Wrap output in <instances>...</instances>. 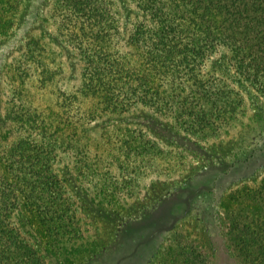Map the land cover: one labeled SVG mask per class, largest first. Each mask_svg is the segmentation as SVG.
<instances>
[{
  "label": "rangeland",
  "instance_id": "rangeland-1",
  "mask_svg": "<svg viewBox=\"0 0 264 264\" xmlns=\"http://www.w3.org/2000/svg\"><path fill=\"white\" fill-rule=\"evenodd\" d=\"M81 3L118 9L117 23L129 22L130 33L142 25V0H0L1 149L24 138L34 151L40 135L59 128L53 166L67 189L74 230L59 248L46 245L39 231L34 240L45 262L182 264L185 251H196L206 264H247L235 237L239 228L252 225L254 248L264 245V94L238 79L221 50L198 70L226 84L220 88L234 105L227 121L214 116L201 131L199 117L181 102L168 111L130 95L118 96L113 108V95L104 102L82 85L99 66L101 44L92 36L100 29L96 21L84 23L72 11ZM107 31L103 48L111 65L104 64L112 73L106 81L126 90L134 83L126 72L144 71L145 49ZM174 67L147 68L155 76L142 85L177 93L190 84ZM36 224L19 215L26 235L38 234Z\"/></svg>",
  "mask_w": 264,
  "mask_h": 264
},
{
  "label": "trees",
  "instance_id": "trees-1",
  "mask_svg": "<svg viewBox=\"0 0 264 264\" xmlns=\"http://www.w3.org/2000/svg\"><path fill=\"white\" fill-rule=\"evenodd\" d=\"M138 8L142 11V25L132 28L130 33L129 22L117 23L118 9L83 3L72 6L73 13L81 17L82 22H90L88 19L93 18L100 28L92 35L101 44L96 56L99 66L92 67L90 72L93 73L82 85L94 93L100 92L104 102L111 103L110 96L113 95L114 108L119 104L118 96L130 95L139 103L164 107L168 111L173 109L174 102H181L184 111L189 110L199 117L200 121L196 122L203 131L214 116L218 121H225L234 108L228 102V89L220 88L226 84L215 82L213 75H200L198 70L215 51L221 50L227 52V60L236 69L238 79L264 94V0H142ZM123 15L129 20V12ZM84 23L79 26L82 32ZM107 30H112L117 37L122 34L128 40H134L139 47L141 42L145 49L142 51L143 56L145 53L142 59L144 71L126 72L134 81L128 83L126 90L121 87L120 91L117 83L106 81L107 74L111 76L112 73L104 64L111 65L109 53L105 51L109 44L105 42L110 37ZM115 61L117 59L112 62ZM172 65L176 66L177 75L187 73L185 81L190 85H183L177 93L167 88L162 91L151 84L142 85L152 81L149 76H155L145 71L147 68L160 67L158 72L166 73ZM19 90L20 94H26L24 86ZM167 96L169 100H165ZM58 129H53L47 137L40 135L41 142L43 140L46 145L38 144L34 151L28 150L24 138H18L2 151L5 140L0 137V264H47L34 240L38 239L39 231L46 245L59 248L66 245L74 230L68 222L69 218L72 220V213L67 209V189L53 166L57 151L54 137ZM259 189L264 199V182ZM24 213L37 223L34 228L37 235H26L30 232L25 233L18 225L19 215ZM256 235L252 225L245 223L235 236L247 264H264V245L259 247L260 251L254 248ZM184 254L182 264H206L196 251H185Z\"/></svg>",
  "mask_w": 264,
  "mask_h": 264
}]
</instances>
